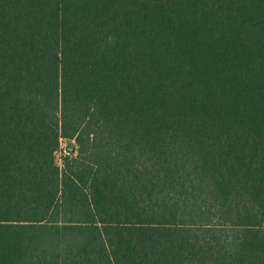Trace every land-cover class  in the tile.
Masks as SVG:
<instances>
[{
  "label": "trees",
  "instance_id": "trees-1",
  "mask_svg": "<svg viewBox=\"0 0 264 264\" xmlns=\"http://www.w3.org/2000/svg\"><path fill=\"white\" fill-rule=\"evenodd\" d=\"M0 264H264V0H0Z\"/></svg>",
  "mask_w": 264,
  "mask_h": 264
},
{
  "label": "rangeland",
  "instance_id": "rangeland-1",
  "mask_svg": "<svg viewBox=\"0 0 264 264\" xmlns=\"http://www.w3.org/2000/svg\"><path fill=\"white\" fill-rule=\"evenodd\" d=\"M70 144H74L72 141H68V140H63L62 144H61V148L60 150L58 151L57 155H58V158L60 160L61 156L66 153V150L68 148V146Z\"/></svg>",
  "mask_w": 264,
  "mask_h": 264
}]
</instances>
